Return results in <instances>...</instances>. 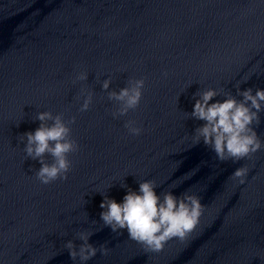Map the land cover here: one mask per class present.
Segmentation results:
<instances>
[{
	"label": "clouds",
	"instance_id": "9594fccd",
	"mask_svg": "<svg viewBox=\"0 0 264 264\" xmlns=\"http://www.w3.org/2000/svg\"><path fill=\"white\" fill-rule=\"evenodd\" d=\"M167 76V73H164ZM87 73H79L77 80H87ZM111 79H105L102 88L108 90ZM144 79H129L127 86L118 92H108V99L116 102L118 107L112 112L114 119L126 116L130 110H135L142 99ZM198 96L190 118L203 123L194 130L196 143L203 142L215 153L220 162H238L251 158L256 152L264 149L255 127L260 124V113L264 111V89L252 88L240 91L236 96L226 95L223 100L213 101L219 95L215 89H207L194 94ZM92 103V94L88 93L79 111H87ZM40 126L34 132L21 135V141L26 140L23 151L26 159L38 160L41 167L35 171L36 179L43 185L57 180H67L72 167L69 155L78 151L79 145L72 138L71 124L75 117L66 121L63 114L53 115L50 111L38 112L35 116ZM51 121L49 124L48 122ZM124 127L132 136L141 135L143 129L136 126V121L128 120ZM50 156L52 162L46 161ZM249 169L246 166L237 168L232 173V179L240 184L246 182ZM112 186V185H111ZM110 186V187H111ZM121 187L127 188L123 184ZM158 185L154 180L139 182L138 191L128 189L122 202L104 195L100 204L103 211L100 219L105 227L118 233L126 230L128 237L151 252H160L165 244L177 238L185 240L197 227L204 213L201 197L189 192L176 196L172 191L158 194ZM93 232H79L78 239L82 241L77 250L76 244L69 240L64 247L69 251L73 261L79 257L86 262L97 255L107 256L110 249L101 245L99 249L89 243Z\"/></svg>",
	"mask_w": 264,
	"mask_h": 264
}]
</instances>
